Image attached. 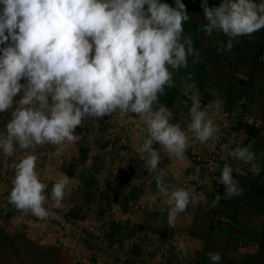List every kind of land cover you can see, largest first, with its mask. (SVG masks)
I'll return each mask as SVG.
<instances>
[{
    "label": "clouds",
    "instance_id": "clouds-1",
    "mask_svg": "<svg viewBox=\"0 0 264 264\" xmlns=\"http://www.w3.org/2000/svg\"><path fill=\"white\" fill-rule=\"evenodd\" d=\"M204 23L201 30L228 37L218 51H231L237 38L264 29V0H221L210 6L201 0ZM184 0H0V114L10 119L0 130V154L23 155L10 167L14 169L8 204L44 220L54 215L47 207L60 208L74 177L60 173L51 193L38 169L39 156L30 149L52 145L60 157L68 144L81 140L77 131L91 120L98 124L114 113L135 114L146 133L137 151L149 174H154L158 195L166 197L167 218L171 224L190 204L207 198L195 185L173 186L165 181L164 160H184L190 141L216 142L220 126L214 115L224 100L216 96L203 104L190 96L188 116L176 120L173 111L161 104L160 96L174 86L175 73L199 60L191 36L184 25L190 20ZM191 77L189 76V79ZM188 88H195L189 84ZM203 104V106H202ZM215 108L210 114L208 108ZM235 115V113H233ZM249 125L252 118H247ZM227 126V123L226 125ZM237 134L223 147L228 157L251 165L259 172L257 154L251 142L242 145ZM213 177L224 185V196L217 193L215 207L222 198L243 192L234 173L241 169L225 162L209 165ZM197 185L209 183L192 175ZM164 211V209H160ZM187 255V250H184ZM212 264H219L221 252H209Z\"/></svg>",
    "mask_w": 264,
    "mask_h": 264
},
{
    "label": "crops",
    "instance_id": "crops-1",
    "mask_svg": "<svg viewBox=\"0 0 264 264\" xmlns=\"http://www.w3.org/2000/svg\"><path fill=\"white\" fill-rule=\"evenodd\" d=\"M184 3L191 17L184 25L185 34L191 36L199 60L193 64L194 57L189 56L188 67L175 73L174 86L166 89L159 102L173 111L176 120L183 121L192 104L191 95H197L203 104L220 96L224 100L222 110L236 114L240 143L251 142L257 154L258 174L251 165L233 160V167L241 169L234 175L243 188L242 194L222 198L215 207L212 201L197 200L170 224L167 198L158 195L155 203L148 198L150 193H157V188L154 174H149L137 151L146 135L141 131L143 122L135 114L122 117L114 113L98 124L89 120L86 127L78 128L79 133L89 134L87 139L85 136V140L81 138L73 144L74 152L69 151L76 164L65 174L74 177L69 186L75 192L74 207L85 211L82 216L88 211L90 215L103 209L111 211L106 216L112 222L106 223L108 237L116 239L113 236L117 234L121 240L129 238L131 247L135 244L129 253L140 258L127 264H212L209 252L222 253L219 264H264V29L237 38L230 52L218 51L228 37L220 32L207 36L201 30L205 22L201 0ZM220 3L221 0H209L210 6ZM192 83L195 88H188ZM247 118H252L251 125ZM116 128L119 132L112 131ZM110 130L119 137H106ZM98 142L102 143L101 149L96 148ZM192 145L193 140L184 160H164L161 167L166 166V182L180 186ZM227 152L223 153L224 160L229 159ZM66 157L65 153L61 156L64 160ZM92 218L86 222L103 223L102 219ZM6 224L0 220V264H20L26 259L29 263L25 264H46L40 263L39 257L44 261L51 254L47 249L56 248L54 242L42 236L43 240L36 244L24 238L17 223ZM62 240L58 246L64 248L68 240ZM63 248L56 249L66 253ZM80 254L78 247L75 256Z\"/></svg>",
    "mask_w": 264,
    "mask_h": 264
},
{
    "label": "rangeland",
    "instance_id": "rangeland-1",
    "mask_svg": "<svg viewBox=\"0 0 264 264\" xmlns=\"http://www.w3.org/2000/svg\"><path fill=\"white\" fill-rule=\"evenodd\" d=\"M10 119V112L0 114V130H3L5 123ZM89 121V120H88ZM84 123L85 127L87 122ZM83 125V127H84ZM83 129V128H82ZM86 129V128H85ZM83 130L86 131V130ZM112 130V129H111ZM111 130L107 132L106 137H119V133H111ZM119 132L116 128L112 131ZM78 131V129H77ZM89 132L80 133L81 138L87 139ZM100 134V133H98ZM86 136V137H85ZM101 136V135H100ZM85 137V138H84ZM102 137H104L102 135ZM101 144L96 143V148L101 149ZM73 144H68L61 156L65 155L69 158L64 160V158L55 157L52 153L55 151V146L43 145L36 146L35 149H30L29 151H34L38 156L37 169L44 180L48 184L47 192L51 193V187L54 180L60 173H65V171H70L71 166L75 163L73 157L70 153L74 152ZM72 152H69L71 151ZM23 151L18 150L13 156L4 157L0 154V220L6 225H14L17 223V230L24 236L25 239L33 241L38 244L43 240L42 236L46 239H50L54 242L56 248L59 247L58 243H63V238L68 240L63 249H66V253L58 251L56 248H48L51 251L49 258L41 259L39 257L40 263L45 262L46 264H127L130 260H139V256L134 253H129V249L134 250L135 244L131 247V242L129 238L121 240L117 238V234L114 235L116 239H111L108 237L107 224H111L109 219L106 218L110 215L111 211L103 209L95 214H88L82 216V209L76 208L75 205V192L70 190L66 193L62 206L60 208H51V199L47 203V207L54 215H50L48 218L41 220L31 213L25 214L17 210L14 206L8 204L7 196L9 195L12 188V179L14 177V169L10 167L13 162H18L19 158L23 155ZM78 193V192H77ZM73 197V198H72ZM79 197V196H76ZM71 198V199H70ZM90 210V209H89ZM96 221V218L102 219L103 223L99 225H92L86 220ZM77 221H80L79 223ZM105 221V222H104ZM50 222V223H49ZM63 222L65 224H63ZM6 225L4 226L6 228ZM92 228L94 230H92ZM64 229L62 232L61 230ZM16 230V231H17ZM109 230V227H108ZM31 233V234H30ZM65 233V236H64ZM124 242V246L122 245ZM126 242V243H125ZM42 245V244H40ZM13 246V245H12ZM76 246L81 250L79 256H75ZM48 247V246H47ZM130 247V248H129ZM132 252V251H131ZM65 253V260L61 262V258ZM139 258V259H138ZM25 258L22 257L21 260ZM21 263H29L21 261ZM20 263V264H21ZM130 263V262H129Z\"/></svg>",
    "mask_w": 264,
    "mask_h": 264
},
{
    "label": "built area",
    "instance_id": "built-area-1",
    "mask_svg": "<svg viewBox=\"0 0 264 264\" xmlns=\"http://www.w3.org/2000/svg\"><path fill=\"white\" fill-rule=\"evenodd\" d=\"M210 114L215 113V108H208ZM235 115L226 110H221L219 113L214 115L215 122L220 126V133L216 142L209 141L206 144H201L199 141L193 139V145L189 153V166L187 172L183 174L179 185L187 186L189 184L195 185L196 191H203L207 202L212 201L217 193L221 196L224 193V185L218 183L213 177H219L220 172L217 170L212 172L210 170V163L219 164L221 168L225 162L233 163V159L229 157L228 160L223 159V153L229 151V148L223 147L228 143V140L233 136V133L237 134L236 139L240 143V135L237 131L239 127ZM227 123V126H225ZM205 174L209 177V183L205 185H197L196 181L188 180L187 178L192 175H199L201 180L205 179ZM204 201V200H201ZM205 202V201H204Z\"/></svg>",
    "mask_w": 264,
    "mask_h": 264
}]
</instances>
